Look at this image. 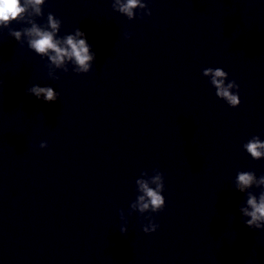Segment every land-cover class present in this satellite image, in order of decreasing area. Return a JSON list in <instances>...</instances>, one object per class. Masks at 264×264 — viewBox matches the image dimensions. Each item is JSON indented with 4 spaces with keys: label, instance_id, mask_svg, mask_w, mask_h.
Returning a JSON list of instances; mask_svg holds the SVG:
<instances>
[{
    "label": "water",
    "instance_id": "95a60500",
    "mask_svg": "<svg viewBox=\"0 0 264 264\" xmlns=\"http://www.w3.org/2000/svg\"><path fill=\"white\" fill-rule=\"evenodd\" d=\"M111 2L46 0L36 17L87 34L88 73L50 67L0 28V264H264V230L244 224L234 183L264 174L242 147L264 139V0H148L151 15L132 20ZM208 66L240 85L237 107L215 95ZM34 83L58 99L26 94ZM155 168L166 206L145 233L148 213L128 210Z\"/></svg>",
    "mask_w": 264,
    "mask_h": 264
},
{
    "label": "clouds",
    "instance_id": "9594fccd",
    "mask_svg": "<svg viewBox=\"0 0 264 264\" xmlns=\"http://www.w3.org/2000/svg\"><path fill=\"white\" fill-rule=\"evenodd\" d=\"M46 0H0V28H9V34L17 41H27L29 49L41 57H47L50 67L60 69L63 72L71 70L74 73H88L96 60V52L88 41L87 34L79 27L74 31L60 35L62 20L54 13L47 15L45 23H38L36 17L43 15L42 6ZM111 7L114 11L125 15L129 20L139 15H151L148 0H112ZM134 9L136 10L134 12ZM139 10H142L139 11ZM13 21L23 22L21 29L10 27ZM132 33L125 32V39H129ZM202 74L208 77L209 83L215 89V95L223 99L229 106L237 107L241 103L237 81L229 79V73L223 67H204ZM49 76L59 79L52 71ZM26 94L35 96L44 102H55L59 92L51 85L34 83L26 89ZM48 142L42 140L39 144L41 149L46 148ZM243 149L250 154L252 159H264V139L259 135L251 136L243 145ZM139 193L135 201L131 202L128 215L138 212L147 221L142 228L145 233L155 232L159 224L155 222L152 213L162 211L166 206L165 175L158 168L152 170L150 175L147 170L140 174L135 181ZM235 187L238 191L247 193L244 206L239 208L243 214L244 224L249 228L264 230V190L258 192L248 191L253 186L264 189V174L257 178L254 170H239L235 177ZM120 232L128 231V219L124 210H120Z\"/></svg>",
    "mask_w": 264,
    "mask_h": 264
}]
</instances>
